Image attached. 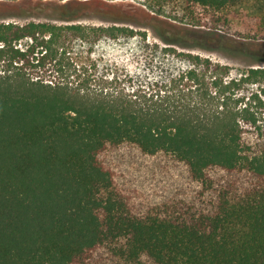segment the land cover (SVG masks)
Listing matches in <instances>:
<instances>
[{
  "label": "trees",
  "instance_id": "1",
  "mask_svg": "<svg viewBox=\"0 0 264 264\" xmlns=\"http://www.w3.org/2000/svg\"><path fill=\"white\" fill-rule=\"evenodd\" d=\"M153 1L201 5L214 22L244 0ZM56 6L0 22L7 71L70 37L135 33L51 21H73ZM254 9L264 34V0ZM190 56L183 76L198 83L212 63ZM263 82L264 66L228 69L215 95L165 106L0 76V264H264Z\"/></svg>",
  "mask_w": 264,
  "mask_h": 264
},
{
  "label": "rangeland",
  "instance_id": "2",
  "mask_svg": "<svg viewBox=\"0 0 264 264\" xmlns=\"http://www.w3.org/2000/svg\"><path fill=\"white\" fill-rule=\"evenodd\" d=\"M255 1L226 7L213 22L201 5L161 6L153 0H0V22L43 20L46 13H56L57 5L73 18H52L57 23L126 25L135 30L118 36L88 32L87 37H70L42 61L11 71L1 63L0 76L21 73L81 95L144 105H173L181 96L199 99L204 92L215 95V78L225 76L228 69L264 66V34L252 17ZM190 54L212 63L210 69L199 68L198 83L183 76L197 66ZM259 88L264 99V82Z\"/></svg>",
  "mask_w": 264,
  "mask_h": 264
}]
</instances>
